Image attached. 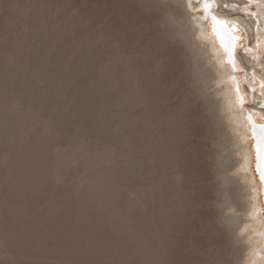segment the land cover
I'll return each instance as SVG.
<instances>
[{
	"label": "rangeland",
	"instance_id": "rangeland-1",
	"mask_svg": "<svg viewBox=\"0 0 264 264\" xmlns=\"http://www.w3.org/2000/svg\"><path fill=\"white\" fill-rule=\"evenodd\" d=\"M177 1L0 0V264H245L256 194Z\"/></svg>",
	"mask_w": 264,
	"mask_h": 264
},
{
	"label": "bare ground",
	"instance_id": "bare-ground-1",
	"mask_svg": "<svg viewBox=\"0 0 264 264\" xmlns=\"http://www.w3.org/2000/svg\"><path fill=\"white\" fill-rule=\"evenodd\" d=\"M225 3L227 8L231 7L254 20L248 24L241 15L236 14L233 17L223 9L222 0H178V5L185 9L192 7L194 13L189 16L177 15L176 20L181 17L195 19L196 26L191 27L200 41L193 45H205L208 48L204 63L215 68L214 81L220 87L215 91V95L221 97L219 110L226 115L227 126L236 133L238 141L242 143L238 154L244 161L239 164L238 170L256 194L249 198V220L241 230L246 234L245 239L248 242L245 264H264V119L260 120L258 113H245L242 110L244 96L240 86L245 79L235 80V71H238L239 67L234 53L239 45V36L235 34L237 26L230 27V22L240 23L249 28L255 37V44L247 51V63L252 66L249 69L253 72L247 82L252 91L250 96H256V91L262 95L259 98L264 102V0H246L240 8L232 5L231 1L225 0ZM208 23L212 25V34L209 32ZM200 76L204 77L202 74ZM248 155L251 160L247 159ZM253 164L255 173L251 171ZM261 199L263 206L259 204Z\"/></svg>",
	"mask_w": 264,
	"mask_h": 264
}]
</instances>
